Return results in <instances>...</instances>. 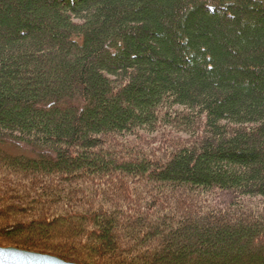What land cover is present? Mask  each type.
<instances>
[{
  "label": "trees",
  "instance_id": "obj_1",
  "mask_svg": "<svg viewBox=\"0 0 264 264\" xmlns=\"http://www.w3.org/2000/svg\"><path fill=\"white\" fill-rule=\"evenodd\" d=\"M0 247L264 264V0H0Z\"/></svg>",
  "mask_w": 264,
  "mask_h": 264
},
{
  "label": "water",
  "instance_id": "obj_2",
  "mask_svg": "<svg viewBox=\"0 0 264 264\" xmlns=\"http://www.w3.org/2000/svg\"><path fill=\"white\" fill-rule=\"evenodd\" d=\"M0 264H77L67 262L57 257L19 250L16 248L0 247Z\"/></svg>",
  "mask_w": 264,
  "mask_h": 264
},
{
  "label": "rangeland",
  "instance_id": "obj_3",
  "mask_svg": "<svg viewBox=\"0 0 264 264\" xmlns=\"http://www.w3.org/2000/svg\"><path fill=\"white\" fill-rule=\"evenodd\" d=\"M1 147L13 155L32 156L30 152L23 146L2 145Z\"/></svg>",
  "mask_w": 264,
  "mask_h": 264
}]
</instances>
